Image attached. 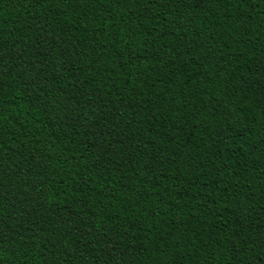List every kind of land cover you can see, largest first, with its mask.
I'll return each instance as SVG.
<instances>
[{"label":"trees","instance_id":"16d2710c","mask_svg":"<svg viewBox=\"0 0 264 264\" xmlns=\"http://www.w3.org/2000/svg\"><path fill=\"white\" fill-rule=\"evenodd\" d=\"M0 264H264V0H0Z\"/></svg>","mask_w":264,"mask_h":264}]
</instances>
